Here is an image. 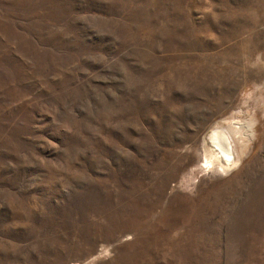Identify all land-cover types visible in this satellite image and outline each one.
I'll return each mask as SVG.
<instances>
[{
    "label": "rangeland",
    "instance_id": "obj_1",
    "mask_svg": "<svg viewBox=\"0 0 264 264\" xmlns=\"http://www.w3.org/2000/svg\"><path fill=\"white\" fill-rule=\"evenodd\" d=\"M0 264H264V0H0Z\"/></svg>",
    "mask_w": 264,
    "mask_h": 264
},
{
    "label": "bare ground",
    "instance_id": "obj_2",
    "mask_svg": "<svg viewBox=\"0 0 264 264\" xmlns=\"http://www.w3.org/2000/svg\"><path fill=\"white\" fill-rule=\"evenodd\" d=\"M230 125L231 126L228 125L226 131L219 130V126L217 127V125L212 127L203 140V147L205 149L203 150V155L204 161L207 164L205 165L211 168L213 164L216 169H219L222 172L225 169L227 170L228 167L230 168L234 160L231 148L232 139L230 137V131L235 130V134L243 131L238 121H233ZM210 158H213V161H211Z\"/></svg>",
    "mask_w": 264,
    "mask_h": 264
}]
</instances>
